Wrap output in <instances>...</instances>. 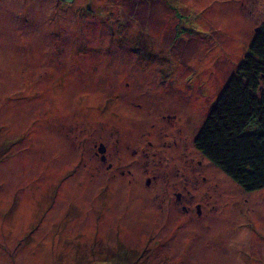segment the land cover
Instances as JSON below:
<instances>
[{
  "label": "rangeland",
  "instance_id": "1",
  "mask_svg": "<svg viewBox=\"0 0 264 264\" xmlns=\"http://www.w3.org/2000/svg\"><path fill=\"white\" fill-rule=\"evenodd\" d=\"M263 22L264 0H0V264H264V188L194 142Z\"/></svg>",
  "mask_w": 264,
  "mask_h": 264
},
{
  "label": "trees",
  "instance_id": "2",
  "mask_svg": "<svg viewBox=\"0 0 264 264\" xmlns=\"http://www.w3.org/2000/svg\"><path fill=\"white\" fill-rule=\"evenodd\" d=\"M263 83L264 22L194 140L207 159L247 191L264 188Z\"/></svg>",
  "mask_w": 264,
  "mask_h": 264
},
{
  "label": "flooded vegetation",
  "instance_id": "3",
  "mask_svg": "<svg viewBox=\"0 0 264 264\" xmlns=\"http://www.w3.org/2000/svg\"><path fill=\"white\" fill-rule=\"evenodd\" d=\"M169 115V114H168ZM165 116V115H164ZM163 116V117H164ZM167 116V115H166ZM103 142H100L99 144H102ZM99 147H100V145H99ZM101 147L103 148V150L101 149V153L103 152V154L101 155V159L103 158L104 160H105V158H106V156H107V150H108V147H107V145L105 144V145H101ZM137 153V150H134V152L132 153L134 156H135V154ZM98 154V153H97ZM108 158V157H107ZM112 166H113V164L112 163H110ZM129 164H131V163H129ZM127 171V173L128 174H130V175H132V174H134V170L132 169V168H128V170H126ZM148 173V172H147ZM135 177H136V185L135 184H133L135 187L136 186H138V185H140L142 182V180L140 181V177H139V175H135ZM156 180V178H154V177H151L149 174H147L146 176H145V181H144V183L143 184H141V188L142 187H145L146 189H151L152 187H153V183H154V181ZM131 183H132V181H131ZM139 187V186H138ZM173 188H177V187H173ZM186 187L184 186V188H182V192L181 191H179V190H175V191H173V195H175V201L176 202H173V205L174 206H177V205H181V209L183 210V212H185V213H188V212H190V210H192V208L194 207V202H193V200L191 199V200H188L187 198H186V195L184 194V189H185ZM170 190V196H171V192H172V188L171 189H169ZM170 196H168L167 198H170L171 199V197ZM166 200V198H162V201H165ZM196 210H197V213H201L202 212V206H203V204L202 203H197L196 205Z\"/></svg>",
  "mask_w": 264,
  "mask_h": 264
},
{
  "label": "crops",
  "instance_id": "4",
  "mask_svg": "<svg viewBox=\"0 0 264 264\" xmlns=\"http://www.w3.org/2000/svg\"><path fill=\"white\" fill-rule=\"evenodd\" d=\"M244 1H246V0H244ZM246 5V4H245ZM247 7V6H246Z\"/></svg>",
  "mask_w": 264,
  "mask_h": 264
}]
</instances>
